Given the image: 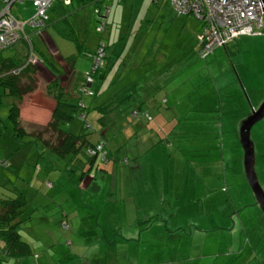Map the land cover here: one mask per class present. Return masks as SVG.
I'll use <instances>...</instances> for the list:
<instances>
[{"label": "rangeland", "instance_id": "374dc122", "mask_svg": "<svg viewBox=\"0 0 264 264\" xmlns=\"http://www.w3.org/2000/svg\"><path fill=\"white\" fill-rule=\"evenodd\" d=\"M31 6L16 4L12 12L27 20ZM100 8L109 11L104 32L93 17L81 34L75 31L81 27L78 21H70L69 27L62 23L49 34L64 48V57L74 56L72 86L78 88L92 69L98 42L107 44L106 62L112 60L115 66L104 93L82 100L92 106L93 120L89 117V121L95 131L88 135L89 141L105 140L118 161L112 158L102 163L106 171L88 174L90 179L81 185V158L65 159L32 142V137L15 136L10 109L16 100L0 85V155L14 152L10 159H23L9 176V189L13 184L23 188L32 208L25 209L24 215L31 213L32 219L22 230L32 255L0 262L264 264V220L243 172L239 137L241 122L258 108V93L264 92V36L239 37L203 59L202 23L192 15H178L171 0H103ZM88 9L89 4L82 5L78 12ZM85 15L88 12L81 16ZM27 32H32L36 53L43 48L52 60L42 35L31 29ZM52 80L39 73L38 91L26 96L22 104V125L26 132L36 130L58 144V134L48 127L53 103L39 101ZM124 92L129 97L122 99ZM104 103L111 109L102 126L96 108ZM140 108L141 113H150L153 122L148 123L144 115L134 117ZM40 111L46 123L36 125L28 116ZM67 128L80 135L82 121L77 119ZM192 132L195 138L190 139ZM178 133L187 135L176 138ZM251 135L264 187V119ZM135 159V169L140 164V171L133 173ZM156 160L168 164L164 177L161 171L151 176L150 172L160 169L155 167ZM47 182L54 189H48ZM89 182L90 187L86 186ZM4 188H0V198ZM168 191L175 192L177 199L162 209L157 198L170 197ZM63 221L68 228L62 227Z\"/></svg>", "mask_w": 264, "mask_h": 264}, {"label": "trees", "instance_id": "16d2710c", "mask_svg": "<svg viewBox=\"0 0 264 264\" xmlns=\"http://www.w3.org/2000/svg\"><path fill=\"white\" fill-rule=\"evenodd\" d=\"M108 1L115 2V1H123V0H108ZM102 11L98 10V19ZM104 31L105 29L102 32ZM27 35H28L29 41L23 40L17 43L16 45L11 46L8 49L0 52V85L7 88L8 94L13 96L16 100V103L10 109V112H11L10 118H11V122L14 125L15 131H16V134H15L16 137L18 136L23 137V136L28 135L27 132L24 130V128L20 126L21 105H22V102L25 96L34 92L37 89L36 79L30 76L31 73L35 72V69L33 67V64H28L27 62L28 57L30 56L31 51H33L34 54L36 55L38 54L40 58L45 60L42 53H40L39 51L36 53L35 47H33L34 44H32V41H31L32 37H31L30 32H27ZM101 44L104 45V49H105V56L103 58V66L97 69L96 72L94 73H92V69H91L85 75L86 80L82 82L81 86L79 87L80 89L78 88L79 90H77L78 92L77 97H75L73 93L69 91V88L67 86L62 85L60 79H57L55 82L53 83L51 82L50 84H48L47 90L49 94L52 95L56 103L53 114H52V118H51L50 123L48 124V127L52 128L53 131L58 134L59 138H57V142L59 139V143L56 144V141L54 143V141L44 138L43 134L39 132H35L34 134H31L32 136H28V137H33L32 140L36 144L39 143L47 151L51 150L55 154L60 155L62 158L67 159V158L73 157V155L77 157L78 159L81 158V165H80L81 166V169H80L81 170L80 171L81 184L87 178H89L87 176L88 174H91L94 171H97V172L106 171L101 167L102 163H108L112 160V158H115L114 159L115 163H117L118 161L117 153L115 152L116 153L115 155L113 151H110V149H108L105 140L99 139L96 143H92L89 141L88 135L94 133L95 131L93 121L92 122L91 120L89 121V117H91V119L93 120V114L91 113L92 106L91 105L87 106L86 103L82 100L83 96H88V98H93L96 95L99 96L102 93H104L103 91L105 90V84L109 76V73L112 71V69H114L115 63L112 60L109 62H106V58H107L106 50L108 46L104 42V40H100L96 51L93 53V61H94V55L97 53ZM46 60L48 59L46 58ZM65 61L67 62L70 70L74 71V68H75L74 64L76 63L74 56L65 58ZM92 68H93V64H92ZM116 71L117 73L115 75L116 77H119L120 71H121L120 65L116 67ZM88 74L90 75L92 79L91 87L87 85ZM71 96H74L75 99L72 98ZM127 97H129L127 95V92H124L121 98L124 99ZM96 109L98 110L96 112H98L101 115L99 119L101 125L105 126L104 125L106 122L105 115L109 113L111 107L108 108L107 103H104L100 105L99 107H97ZM142 109L140 108L134 111V117L135 118L139 117V115H141L142 117L144 115V117L147 118L148 123L153 122L154 118L150 115V113L149 112L141 113ZM77 119H80V121H82V129H81L80 135L79 134L76 135L72 133L69 130V128H67V127L73 126L74 122ZM131 123H134L133 120H131ZM143 128L144 126L142 124L141 129ZM179 135L184 136V135H187V133H182V134L178 133L176 134V138L180 137ZM194 135H195V132H192V136L190 139L195 138ZM100 145H103L102 150L98 149ZM137 161L138 159H135V164L131 165V169H133L132 170L133 173H135L136 171H140V164L138 168L135 169V165H138L136 164ZM129 162H130L129 159L125 160L126 164H129ZM154 164L156 168L160 167V169L156 170L154 174L150 172L151 176L161 171V175L162 177H164V174L166 172L165 166H167L168 164L166 163L165 165H162L158 163L157 160L155 161ZM37 169L38 171H40L39 167ZM75 176H77V173L75 174ZM95 179H96V176L94 180ZM90 182H92V180ZM90 182L88 183V186ZM133 183H134L133 184V187H134L136 185V180H134ZM48 186L52 187L53 184L49 182ZM164 194H163V197H164ZM169 196L170 197H167V198L158 197L157 198V202L159 204L158 207L165 209L166 206L167 207L171 206L172 202H174L177 199L175 198L177 197L175 195V192L173 194L169 193ZM0 201H2V205H0V243H3V246L0 247V260L1 259L2 260H7V259L20 260V259H23L25 257L32 255L31 246L29 245L27 241L24 240V237L22 236V232H23L22 230H23L24 223L27 220H29L30 222V220L32 219L30 217L31 213L24 215L25 209L30 207L26 194L18 193L13 198L10 197L7 200L1 199ZM171 211L173 212V209H171ZM22 217H24L25 219L22 220L21 219Z\"/></svg>", "mask_w": 264, "mask_h": 264}, {"label": "built area", "instance_id": "2783aa9c", "mask_svg": "<svg viewBox=\"0 0 264 264\" xmlns=\"http://www.w3.org/2000/svg\"><path fill=\"white\" fill-rule=\"evenodd\" d=\"M31 2L34 12L27 20L16 17L12 9L16 4ZM57 2L70 6L72 0H0V52L17 43L29 41L27 29L43 35L49 22V10ZM178 15H192L202 23L200 54L203 59L221 47H226L242 36H264V0H171ZM109 11L99 15L100 30L106 28ZM104 45L94 55L92 73L103 66ZM28 64L37 63L31 51ZM92 83L88 74L87 85ZM103 145L98 147L102 150ZM7 160L0 161V169L8 168Z\"/></svg>", "mask_w": 264, "mask_h": 264}, {"label": "crops", "instance_id": "0c3cea01", "mask_svg": "<svg viewBox=\"0 0 264 264\" xmlns=\"http://www.w3.org/2000/svg\"><path fill=\"white\" fill-rule=\"evenodd\" d=\"M102 2H103V0H72V4L70 6H65L63 3H60V2H57V3H55L53 5V7L49 10V17H50V19H49L48 25H47L46 29L43 31V35L41 36L43 38L44 43H46V46L47 45L49 46V48L46 47L47 48L46 50L51 55L52 60L49 59L46 56L45 52L43 51L44 50L43 48H40V49L38 48V51L43 54L45 60H46V58L48 60H46V62H45V60L42 59V58H40L38 54L36 55L38 57V59H39V62H41L40 63V69L41 70L38 69L39 66L37 67L36 65H33V67L35 69V72L34 73H31L30 76L32 78H35L37 83H38L37 80H38V77H39V73H40V75H45L46 77L53 79L51 81L52 83L55 82L57 79H60L61 83L64 86H67L69 88V91L72 92L75 97L78 96V92H77V88L78 87L76 85L72 86V76L74 74V71L73 70H70V68L68 67L67 62L65 61V58H68V57H64V54H63V52H64L63 49L64 48L62 46L56 44L54 42V40L52 39V36L53 35L51 36V34H49V33H50V31L52 29L57 30V28L62 23L63 24L64 23L67 24V26L69 27V22L70 21H74V22H77L78 21L80 23V26L81 27L80 28H75V31H76L77 34H81V32L84 29V27H88V23L90 22V20L91 21L93 20V17H95L96 20H99L98 19V10L99 11L100 10L102 11V8H100V4H102ZM24 4L25 5L26 4H31L32 5V3L29 2V1L25 2ZM86 4H89V9L86 11V12H88V16H86V15L85 16H81L83 13H86V12H83V11L78 12V11H80V8H81L82 5H86ZM76 6H77L78 10L76 9ZM90 7L95 8L96 11L93 12ZM31 8H32V12H30V13L32 15L33 12H34L33 5L31 6ZM101 13H103V11ZM31 15H30V17H31ZM108 17H109V14H108ZM108 17H107V20H108ZM83 22H84V25H83ZM30 33H32V32H30ZM199 42H200V38H199ZM200 46H201V43H200ZM33 47H35V46H33ZM83 48H84V46H83ZM55 62H57V64H55ZM68 73L70 74V77H69V74ZM87 73H88V71L86 72V74ZM67 74H68V78H66L67 77ZM63 77H65V79H66V81L64 80L65 83L62 82V78ZM90 86H91V84H90ZM47 87H48V85L46 86V91L43 92L42 96L40 97L41 100H39V101H42L43 102V101H46V100H50L53 103L52 108L49 110V111H51L50 117H48L49 118V121H51L52 114H53V111H54V108H55L56 103H55L52 95L49 94V92L47 90ZM37 91L38 90L36 89L34 92H32V93H30L28 95L33 96L34 94H36ZM74 92H76V93L74 94ZM25 101H26V96L23 99L22 104H25ZM42 104L43 103H41V108H43ZM42 111H45V110H42ZM42 111H40V113L38 112L34 116H28V117H30L31 120H34L33 122L36 125H37L38 122L39 123L40 122L46 123V120H43L44 118H42V114H41ZM24 114L25 113L23 111V106L21 105L20 126L22 128H23V125H22L23 122L22 121H23ZM71 128H72V126L70 127V129ZM24 130L26 131V129H24ZM35 132H37V131L35 130L32 133H28L27 132V134H28L27 136H32L31 134H33ZM32 142H34V141L32 140ZM11 155H14V152H11V153L9 152L7 155H4L5 157H3L2 155H0V161L1 160H7L8 163H9V165H10L8 169H6V168L3 169L2 168L0 170V188L1 187H5L4 188V193L1 194L0 200L1 199L7 200L10 197L13 198L18 193H24V194H26V191H24L23 188L21 190L18 189L17 186H16V184H13L14 187L13 188L11 187L9 189V187L11 186L9 184H12L9 176L11 174H13V169L20 168L21 163L23 162V159L18 158L17 156H14L12 159H10V156ZM37 165H39V164H36L35 166H37ZM2 171H4V172L1 173ZM40 171H42V170L40 169ZM16 173L18 175L19 174V170H17ZM48 185H49V182H47V184H46V186L48 187V189H54V185L52 187H50ZM86 186H88V184ZM29 192H32L33 193V190H29ZM38 195H39V192H38ZM27 199H28V197H27ZM0 205H2V201H0ZM28 208L30 209L31 207H28ZM27 209H26V211H27ZM62 227L63 228H68V225L63 221L62 222ZM2 246H3V243H0V247H2ZM0 264H4V263H1L0 262Z\"/></svg>", "mask_w": 264, "mask_h": 264}, {"label": "water", "instance_id": "95a60500", "mask_svg": "<svg viewBox=\"0 0 264 264\" xmlns=\"http://www.w3.org/2000/svg\"><path fill=\"white\" fill-rule=\"evenodd\" d=\"M258 94H260L257 100L258 108H254L253 106L254 109L252 113L250 115L248 114V116L241 122L239 137L243 149V172L256 199V205H259L262 211L260 212L261 219L264 220V187L260 181V175L256 168L258 154L257 145L251 135L253 127L264 119V92L261 91Z\"/></svg>", "mask_w": 264, "mask_h": 264}, {"label": "flooded vegetation", "instance_id": "af4514ba", "mask_svg": "<svg viewBox=\"0 0 264 264\" xmlns=\"http://www.w3.org/2000/svg\"><path fill=\"white\" fill-rule=\"evenodd\" d=\"M212 160H213L212 163H215V162L218 163V160L217 159H212Z\"/></svg>", "mask_w": 264, "mask_h": 264}, {"label": "clouds", "instance_id": "9594fccd", "mask_svg": "<svg viewBox=\"0 0 264 264\" xmlns=\"http://www.w3.org/2000/svg\"><path fill=\"white\" fill-rule=\"evenodd\" d=\"M237 40V39H236ZM201 49H202V46H201ZM201 51V50H200Z\"/></svg>", "mask_w": 264, "mask_h": 264}]
</instances>
